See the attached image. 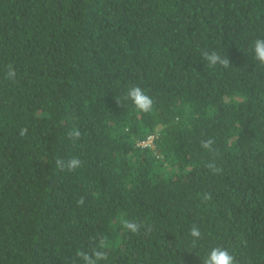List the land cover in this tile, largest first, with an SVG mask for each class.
Wrapping results in <instances>:
<instances>
[{"label": "trees", "instance_id": "obj_1", "mask_svg": "<svg viewBox=\"0 0 264 264\" xmlns=\"http://www.w3.org/2000/svg\"><path fill=\"white\" fill-rule=\"evenodd\" d=\"M256 39L264 0H0V264H264Z\"/></svg>", "mask_w": 264, "mask_h": 264}, {"label": "clouds", "instance_id": "obj_2", "mask_svg": "<svg viewBox=\"0 0 264 264\" xmlns=\"http://www.w3.org/2000/svg\"><path fill=\"white\" fill-rule=\"evenodd\" d=\"M252 51L254 52V59L259 62L261 65H264V39H256L252 44ZM203 58L208 62L209 67H214L216 65H221L227 68L230 64L227 56L222 57L220 54L216 52L202 53ZM16 75L12 66H8L7 78L12 79ZM126 99L130 100L134 107L142 113H147L151 111L153 101L150 96L146 95L145 92L139 87H132L126 96ZM117 105L119 106V101H117ZM27 133L26 128L20 129L19 135L21 137L25 136ZM80 132L76 129H73L69 133V138L76 140L80 137ZM151 143V142H150ZM214 143L212 139L205 140L201 143V147L206 150H211V146ZM81 160L79 158L73 157L67 163L61 159L56 160V166L60 171H63L65 168L71 172L78 169L81 166ZM208 168L216 173L220 172L218 167H215L213 164H209ZM211 199V196L208 194L203 195V200L208 201ZM84 200L81 198L78 201V204H83ZM122 226L132 232L137 233L140 230L141 225L136 223L135 221L122 220ZM190 236L194 239H199L201 236L200 230L197 227H192L190 230ZM104 245L102 244L101 247ZM76 256L81 258L84 261V264H96L98 260L106 259V255L103 251L94 250L90 255L86 254L83 251H77ZM95 257V259H93ZM203 264H236L235 258L227 249H223L220 247L213 248L204 259Z\"/></svg>", "mask_w": 264, "mask_h": 264}, {"label": "built area", "instance_id": "obj_3", "mask_svg": "<svg viewBox=\"0 0 264 264\" xmlns=\"http://www.w3.org/2000/svg\"><path fill=\"white\" fill-rule=\"evenodd\" d=\"M151 139H152V138L150 137V138L148 139V141H147V142H149V141L151 142ZM150 142H149V143H150ZM145 143H146V142H145ZM145 143H143V145H144Z\"/></svg>", "mask_w": 264, "mask_h": 264}, {"label": "rangeland", "instance_id": "obj_4", "mask_svg": "<svg viewBox=\"0 0 264 264\" xmlns=\"http://www.w3.org/2000/svg\"><path fill=\"white\" fill-rule=\"evenodd\" d=\"M150 142V141H149ZM149 142H146L144 145H149L150 143Z\"/></svg>", "mask_w": 264, "mask_h": 264}]
</instances>
